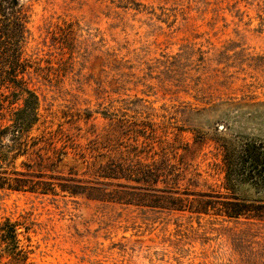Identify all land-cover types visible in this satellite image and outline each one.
<instances>
[{
  "label": "rangeland",
  "instance_id": "obj_1",
  "mask_svg": "<svg viewBox=\"0 0 264 264\" xmlns=\"http://www.w3.org/2000/svg\"><path fill=\"white\" fill-rule=\"evenodd\" d=\"M20 1L24 54L43 67L25 75L42 171L80 192L0 190V221L33 225L34 264H264V208L190 210L226 192L225 146L264 139V0ZM110 159L129 178L104 177ZM141 161L157 182L135 181ZM236 192L264 207V191ZM140 194L189 208L136 205Z\"/></svg>",
  "mask_w": 264,
  "mask_h": 264
},
{
  "label": "trees",
  "instance_id": "obj_2",
  "mask_svg": "<svg viewBox=\"0 0 264 264\" xmlns=\"http://www.w3.org/2000/svg\"><path fill=\"white\" fill-rule=\"evenodd\" d=\"M27 13L20 0H0V97L4 88H13L11 98H0V190L24 191L41 195H59L80 192L76 185L57 182V177L47 175L42 170L45 159H49L39 137L32 136L34 127L40 120L38 94L28 85L25 75L36 66L24 54L29 37ZM61 40V36L54 37ZM64 42V41H63ZM67 44V43H66ZM18 102H20L18 104ZM33 154L38 160V171L33 170L29 159ZM21 161L22 169L17 167ZM111 173L106 178H129L122 162L110 159L107 166ZM224 189L219 200L201 199L190 210L195 213L209 214L214 209L229 217H256L264 207L246 201L238 196L237 187L249 184L264 191V139H247L237 150L225 146L223 153ZM136 182L152 184L157 182L160 172L150 164L138 162L135 166ZM110 174V175H108ZM48 176V177H47ZM136 205L148 207L168 206L173 210H186L183 201L160 203L155 196L140 194ZM132 203L130 199H123ZM221 204L216 207L215 204ZM163 204V205H158ZM33 225L29 219L6 217L0 221V261L6 264H34Z\"/></svg>",
  "mask_w": 264,
  "mask_h": 264
}]
</instances>
